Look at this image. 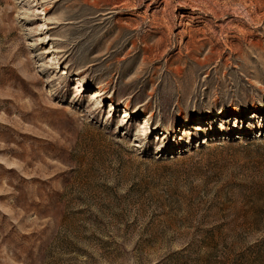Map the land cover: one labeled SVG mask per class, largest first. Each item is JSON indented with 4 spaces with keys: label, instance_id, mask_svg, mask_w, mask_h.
Masks as SVG:
<instances>
[{
    "label": "rangeland",
    "instance_id": "rangeland-1",
    "mask_svg": "<svg viewBox=\"0 0 264 264\" xmlns=\"http://www.w3.org/2000/svg\"><path fill=\"white\" fill-rule=\"evenodd\" d=\"M0 264H264V0H0Z\"/></svg>",
    "mask_w": 264,
    "mask_h": 264
},
{
    "label": "bare ground",
    "instance_id": "bare-ground-1",
    "mask_svg": "<svg viewBox=\"0 0 264 264\" xmlns=\"http://www.w3.org/2000/svg\"><path fill=\"white\" fill-rule=\"evenodd\" d=\"M237 112H235L234 114H236ZM228 115V114H227Z\"/></svg>",
    "mask_w": 264,
    "mask_h": 264
}]
</instances>
